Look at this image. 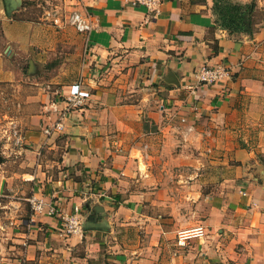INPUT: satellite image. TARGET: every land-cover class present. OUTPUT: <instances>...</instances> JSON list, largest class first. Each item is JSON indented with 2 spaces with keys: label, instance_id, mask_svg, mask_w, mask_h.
<instances>
[{
  "label": "crops",
  "instance_id": "crops-1",
  "mask_svg": "<svg viewBox=\"0 0 264 264\" xmlns=\"http://www.w3.org/2000/svg\"><path fill=\"white\" fill-rule=\"evenodd\" d=\"M233 1L263 15L252 33L219 25L214 0H160L153 12L63 0L89 16L88 33L18 20L21 0H0V93L19 78L15 57L35 68L44 44L62 46L79 75L52 80L61 87L25 128L21 167L0 162V264H264V0ZM216 65L230 78L184 88ZM76 82L87 98L65 109ZM25 191L61 212L78 205L81 234H62L57 215L30 220ZM198 224L207 234L177 246Z\"/></svg>",
  "mask_w": 264,
  "mask_h": 264
},
{
  "label": "rangeland",
  "instance_id": "rangeland-1",
  "mask_svg": "<svg viewBox=\"0 0 264 264\" xmlns=\"http://www.w3.org/2000/svg\"><path fill=\"white\" fill-rule=\"evenodd\" d=\"M63 0H21L22 6L17 11V19H27L38 23H47L55 25L54 21L58 19L60 23H68L65 21V15L70 11L62 4ZM248 10V12H247ZM252 19H261L263 15L257 10L246 9V13ZM248 17V16H247ZM69 25V24H68ZM0 39V50L4 54L9 53L10 48L5 47ZM34 47L40 61H37L35 68L32 63L21 61L19 56L15 57L14 64L19 68V78L13 81V86L7 88L6 92L0 93V149L2 148L3 140L6 139L7 151L9 153L2 158L0 162H5V168L12 172L17 171L21 167V158H24V153H20V146L26 148L27 143L24 144L23 136L25 128L32 119V115L43 110V105L47 101L44 94L48 90L53 92L61 87L60 83L52 81L65 77L66 73H70L69 78H78V70L76 66L64 57V50L62 46L57 47L52 51H48L46 44ZM9 56V55H8ZM34 69V70H33ZM53 90V91H52ZM14 131L20 133L22 141L17 145L13 141ZM14 152V153H13ZM19 156V159H18ZM21 169V168H20ZM27 196L24 203H28V197L31 193L25 191ZM29 205V203H28Z\"/></svg>",
  "mask_w": 264,
  "mask_h": 264
},
{
  "label": "built area",
  "instance_id": "built-area-1",
  "mask_svg": "<svg viewBox=\"0 0 264 264\" xmlns=\"http://www.w3.org/2000/svg\"><path fill=\"white\" fill-rule=\"evenodd\" d=\"M129 2L133 6H143L148 9L149 12H153L157 9L160 0H129ZM65 21L81 33H88L93 29V22L90 20L89 16L77 9L70 10L68 14L65 15ZM230 76L229 68L224 65L204 66L195 71L193 76L194 83L184 85V88L193 93L198 86L221 83L229 79ZM87 95V91L82 87L81 82L74 83L71 90L65 95V109L80 107L87 98ZM48 104L54 110H57L55 100L50 101ZM181 122H186V119L182 118ZM61 128L62 123L60 119L52 126L44 128V133L49 134L53 131L60 130ZM193 131L194 126L191 124L187 125L182 131V138L185 140L187 135ZM13 141L17 145H20V142L22 141L20 133L17 131H14ZM28 203L31 210L29 217L30 220H34L36 216L41 213L50 216L57 215L61 226L60 232L62 234L71 236V234H81L83 231L84 220L81 214V209L78 205H75L70 213L61 212L52 204L47 203L42 196L33 193L28 197ZM206 234L207 230L202 224L181 229L176 234V244L179 247H185L191 240L202 238Z\"/></svg>",
  "mask_w": 264,
  "mask_h": 264
},
{
  "label": "trees",
  "instance_id": "trees-1",
  "mask_svg": "<svg viewBox=\"0 0 264 264\" xmlns=\"http://www.w3.org/2000/svg\"><path fill=\"white\" fill-rule=\"evenodd\" d=\"M249 8L252 10L251 5H242L233 0H214L215 14L218 16L217 22L230 32L243 30L252 33L253 19L250 11L248 14L246 13V9Z\"/></svg>",
  "mask_w": 264,
  "mask_h": 264
}]
</instances>
